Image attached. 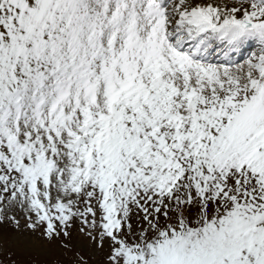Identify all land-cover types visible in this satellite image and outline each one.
Wrapping results in <instances>:
<instances>
[{
  "label": "snow or ice",
  "instance_id": "snow-or-ice-1",
  "mask_svg": "<svg viewBox=\"0 0 264 264\" xmlns=\"http://www.w3.org/2000/svg\"><path fill=\"white\" fill-rule=\"evenodd\" d=\"M69 262L264 264V0H0V264Z\"/></svg>",
  "mask_w": 264,
  "mask_h": 264
},
{
  "label": "rangeland",
  "instance_id": "rangeland-1",
  "mask_svg": "<svg viewBox=\"0 0 264 264\" xmlns=\"http://www.w3.org/2000/svg\"><path fill=\"white\" fill-rule=\"evenodd\" d=\"M219 3H224L225 0H217ZM73 243L77 245V247H80L85 253L89 251L88 249V242L84 240L82 237H76V234L74 233V240ZM71 256V253H69V257ZM70 264V262H69Z\"/></svg>",
  "mask_w": 264,
  "mask_h": 264
}]
</instances>
